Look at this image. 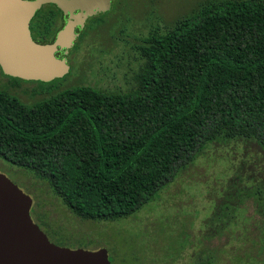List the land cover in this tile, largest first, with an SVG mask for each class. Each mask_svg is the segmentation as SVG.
Listing matches in <instances>:
<instances>
[{
  "label": "trees",
  "instance_id": "1",
  "mask_svg": "<svg viewBox=\"0 0 264 264\" xmlns=\"http://www.w3.org/2000/svg\"><path fill=\"white\" fill-rule=\"evenodd\" d=\"M52 6L37 12V43H52L64 17ZM138 49L142 64L125 93L82 85L27 104L0 86V157L45 180L85 221L130 218L214 142H255L264 153V0L206 3ZM251 197L264 218V183L243 185L218 206L215 233ZM211 247L194 264H218L221 250Z\"/></svg>",
  "mask_w": 264,
  "mask_h": 264
},
{
  "label": "rangeland",
  "instance_id": "2",
  "mask_svg": "<svg viewBox=\"0 0 264 264\" xmlns=\"http://www.w3.org/2000/svg\"><path fill=\"white\" fill-rule=\"evenodd\" d=\"M113 1L108 14L88 21L85 29L91 33L70 52L68 75L51 82L30 81L20 88L10 83L22 81L1 75L0 86L27 104L82 85L128 92L142 64L138 48L145 38L166 31L206 3L223 0ZM102 18L106 22L98 24ZM0 172L33 199L34 222L60 247L89 251L104 248L112 264H194L197 254L212 246L221 250L216 252L218 264H264V252L256 256L264 218L252 197L237 208V220L226 227L224 235L215 233L220 229L213 224L225 195L236 193L243 185L264 183V153L255 142L232 140L207 145L154 201L130 218L114 222L76 217L45 180L1 157ZM209 234L216 237L209 239Z\"/></svg>",
  "mask_w": 264,
  "mask_h": 264
},
{
  "label": "water",
  "instance_id": "3",
  "mask_svg": "<svg viewBox=\"0 0 264 264\" xmlns=\"http://www.w3.org/2000/svg\"><path fill=\"white\" fill-rule=\"evenodd\" d=\"M113 0H0V68L9 77L51 82L70 72L66 56L87 20ZM46 5L69 16L52 43H37L30 23ZM65 51L64 57H57ZM33 199L0 172V264H112L108 251L70 249L50 241L31 216Z\"/></svg>",
  "mask_w": 264,
  "mask_h": 264
},
{
  "label": "flooded vegetation",
  "instance_id": "4",
  "mask_svg": "<svg viewBox=\"0 0 264 264\" xmlns=\"http://www.w3.org/2000/svg\"><path fill=\"white\" fill-rule=\"evenodd\" d=\"M113 6H114V1L112 2V5H111V9H113ZM111 11V10H110ZM110 11H108V12H105V13H98V14H96V15H94L93 17H91V18H89L88 20H87V22H86V24H85V27L83 28V29H81L80 27H77L76 28V33L77 34H79V37H80V35H81V32L83 31V30H85V28H86V26H87V23H88V21L89 20H91V19H95V18H99V17H101V15H103V14H108ZM63 13V12H62ZM37 15V14H36ZM36 15H35V17H36ZM64 15V14H63ZM35 17L32 19V21H31V23H30V30H31V35H32V37H33V27H34V20H35ZM68 18H69V16L67 15V16H65L64 15V17H60V25L58 26V20L53 24V26L55 27V30H56V36H57V34L59 33V31H61L63 28H64V26L66 25V22H67V20H68ZM56 36H55V38H56ZM79 37L77 38V40L75 41V43H74V47L69 51V54L66 56V58H67V60H68V64L70 65V52L72 51V50H74V48H75V46L77 45V42H78V40H79ZM55 38H54V40H55ZM53 40V41H54ZM64 52L65 51H59L58 53H57V57H59V58H63L64 57ZM0 77H1V75H0ZM4 79H6V80H8L7 78H4ZM9 82V81H8ZM27 83H29V81H22V83H19V82H17V84H11L10 83V85H12V86H14V87H18V88H20L23 84H27Z\"/></svg>",
  "mask_w": 264,
  "mask_h": 264
}]
</instances>
